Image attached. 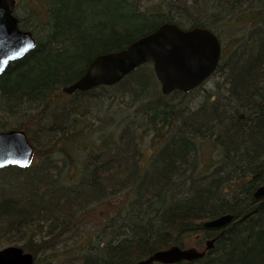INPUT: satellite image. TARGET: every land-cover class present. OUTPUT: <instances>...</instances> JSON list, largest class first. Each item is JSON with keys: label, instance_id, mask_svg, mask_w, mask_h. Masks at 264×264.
Listing matches in <instances>:
<instances>
[{"label": "trees", "instance_id": "trees-1", "mask_svg": "<svg viewBox=\"0 0 264 264\" xmlns=\"http://www.w3.org/2000/svg\"><path fill=\"white\" fill-rule=\"evenodd\" d=\"M130 1L136 8L132 15H116L120 4H111L100 30L80 36L69 7L63 11L62 0H46L51 23L45 39L2 74L0 130L25 129L40 159L26 168L0 169V242L22 245L34 254V264H132L172 244L187 246L186 236L203 233L202 239L216 237L215 249L174 264H264V197L254 195L264 185V0H253L252 13L245 15L248 28L224 53L209 77L215 78L214 90L197 105L186 99L205 81L192 91L165 94L152 62L117 84L77 90L102 99L124 84L137 97L148 89V75L154 78V88L138 99L135 111L146 120L144 127L90 135L92 122L83 112L84 120L66 112L77 94L62 104L53 97L78 79L93 57L119 50L164 22L188 27L182 15L189 26L216 32L182 9L142 11ZM27 3L33 8V0ZM128 4L121 0L120 6ZM22 27L29 29L23 22ZM149 131L161 145L141 164L137 146ZM91 152L101 158L97 169L89 163ZM75 164L81 168L74 170ZM108 203L115 208L108 222L90 226L89 214ZM226 213L234 215L228 225L204 226Z\"/></svg>", "mask_w": 264, "mask_h": 264}, {"label": "water", "instance_id": "water-1", "mask_svg": "<svg viewBox=\"0 0 264 264\" xmlns=\"http://www.w3.org/2000/svg\"><path fill=\"white\" fill-rule=\"evenodd\" d=\"M15 5L16 0H0V78L12 61L24 57L38 44L32 30L20 27V19L14 14ZM221 57V41L211 29L201 26L184 29L176 23L164 22L119 50L97 54L85 72L62 89L72 93L77 89L89 90L98 85H113L140 65L152 62L163 93L191 91L218 68ZM35 154L36 147L25 129L0 130V169L10 165L29 167ZM254 195L256 199H262L264 185ZM233 218L232 213L222 214L206 220L204 226L222 228ZM215 239L207 240L205 250L175 244L132 264H173L199 259L214 247ZM34 263V254L22 245L10 244L0 248V264Z\"/></svg>", "mask_w": 264, "mask_h": 264}, {"label": "rangeland", "instance_id": "rangeland-1", "mask_svg": "<svg viewBox=\"0 0 264 264\" xmlns=\"http://www.w3.org/2000/svg\"><path fill=\"white\" fill-rule=\"evenodd\" d=\"M27 1L28 0H17L16 13L24 18L25 25L29 29L33 30L35 35L38 37V40L41 41V39H43L47 34L45 26L51 23L50 13H48L47 11L49 3L46 2V0H33V8H31V4H28ZM232 1L234 0H180L173 2L172 4H170V1L167 0H136L135 2L137 4L138 10L156 13L161 11L163 13L170 12L171 14H177L181 12L182 9L184 12H188L186 15H191L193 18L208 21L216 29V32L219 34V36H221V40L224 45V53H226L229 52V50L233 47L236 36L244 33L248 28V23L246 22V20H248V17L245 15L246 13H252L250 11V8L254 7L251 5H254L255 2L252 0L251 4H249L250 2L248 0H240L242 1L241 5H236L234 7L233 5L230 6V2ZM116 2H119V4L121 5V0H62V5L63 11L65 8L64 5L66 7H69L67 8V12L69 11L68 14H70L72 22L75 23L73 28L78 30V34H82L80 36H84L87 33H92L93 35H95L98 30H100L103 23L105 22L104 20H106L107 18L109 19V16L111 15L109 6ZM127 3L129 4L126 6L123 5V7L117 4L115 10L116 15L123 14L124 17L125 14L127 17L132 15L130 10H133L135 7L130 0H127ZM114 12L113 14H115ZM254 13L255 12H253V14ZM179 17L180 16H178L177 18ZM75 19L79 21V27L77 25L78 23L75 22ZM158 19H160V17L156 16V21H158ZM180 20L185 24V26H189L190 22L186 21V19L183 18V15ZM147 79L149 81L147 82L148 89L144 92V94L153 89L155 86L154 78L150 74L148 75ZM214 82L215 78L207 79V81L204 82L203 86L200 89L193 91L188 96L186 101L189 102L192 106L197 105L202 101L206 92L214 90ZM95 91L101 92L100 89H96ZM109 91L110 93L112 92L111 89ZM117 91L116 95H113L114 93L107 94L108 97H102V99H100L104 100L105 102L103 103V106L106 105L108 110H114L112 111L113 113L116 112V119L113 120L109 118L112 117V113L110 115L109 112V117L105 119V123L102 127H99L98 124L92 123V128L89 129V131L92 132L90 135L99 136L100 133H104L106 131L109 132V130H105L108 129V127L109 129L112 127L110 129V132L115 129V134H117L119 128L121 131L132 130V127H127V124L128 122L130 123V121H124L121 116H125V114L130 115V113L131 115L135 116V113L137 112L136 110L140 105L138 99L142 96V93H140L137 98L136 92H134V90L132 89L127 88V86H125L124 84L120 87L119 91ZM53 98H56L55 100L62 104L64 102L71 101L73 97L72 95H67L61 92L56 94V96H54ZM172 99L173 101H175L174 97ZM97 101L98 100L94 99L93 103H96ZM119 108L122 109L120 111H115ZM133 116H129L130 119H132ZM160 145L161 144L157 138L156 132H146L143 141L141 142V144H139V146H137L139 149L138 154L139 156H141V164L147 163L153 157L154 153L156 152L157 148L160 147ZM39 159L40 157L36 156V159H34L33 163H38ZM157 159H159V156H157ZM79 167V165L75 164L73 169L76 170L79 169ZM81 175V172H77V177H81ZM40 177L41 175H39L35 179V182L39 183ZM19 183L21 182L19 181ZM18 188L19 187L16 184L13 185V189L18 190ZM114 209V204L108 203L98 207L96 210H93L91 214H89V218L91 220L90 226H93V223H95V225L97 226V224L102 221L107 223ZM202 238L203 233L193 234L191 236H186L184 238V241L187 245H194L199 249H202L204 247V240H202ZM5 245L6 242H0V248Z\"/></svg>", "mask_w": 264, "mask_h": 264}, {"label": "bare ground", "instance_id": "bare-ground-1", "mask_svg": "<svg viewBox=\"0 0 264 264\" xmlns=\"http://www.w3.org/2000/svg\"><path fill=\"white\" fill-rule=\"evenodd\" d=\"M16 15H17V17L25 24V20H24V18L21 16V15H18L17 13H16ZM46 36V35H45ZM45 36H44V39H45ZM221 37V36H220ZM133 72V71H132ZM132 72H130V73H132ZM63 88V87H62ZM61 88V91H62V93H64V94H67V95H72L73 93L74 94H77L79 91H77V90H80V91H85V90H81V89H77V90H75V91H73L72 93H66V92H64L63 91V89ZM144 93H142L141 95H143ZM76 96V98H75V100H74V103L76 104V105H74V106H69V107H67V109H66V112L69 114V115H71V117H73V119L75 120V117H74V115L76 116V117H79V118H81V115H80V112H83V114L85 115L84 116V118H87V119H90L91 121H92V123H94V124H98L99 125V127H102L103 125H104V123H105V119H107L109 116H108V114H109V112H110V115H111V113H112V117H109V118H111V119H113V120H115L116 118V112H112V111H114V110H108V108L106 107V105L105 106H103V103H105L103 100H100V99H95V100H98L96 103H93V98H91V97H87V96H85L84 94H82V93H79V94H77V95H75ZM55 108V107H54ZM122 108H119V109H116L115 111H117V110H121ZM76 112H78V114L76 113ZM121 118L124 120V121H126V120H129L130 121V123L128 122V124H127V127L128 128H131V127H135L134 129H138L139 127H144L145 125H146V120H144V118L142 119L140 116H133V118L132 119H130V117H129V115L128 114H125V116L124 115H122L121 116ZM82 119V118H81ZM67 120H71L70 118H68ZM78 120V119H77ZM82 120H84V119H82ZM70 122H72V121H70ZM112 128V127H111ZM110 128V129H111ZM110 129H109V127H108V129H105V130H109L110 131ZM106 133H108L107 131H106ZM93 155H92V157H90L89 158V163H92L95 167H96V169H97V167H99L100 166V163H101V158H100V156L98 155V154H96L95 152H91ZM57 167V165L55 166V168ZM60 170H61V168H59V173H60ZM62 175V174H61ZM129 214H131V211H130V209H129ZM231 223V222H230ZM206 228H208V227H206ZM211 229H216V228H211ZM218 229H220V228H218ZM213 238H216V237H208V238H204V239H202V240H204V247L202 248V249H200V250H205L206 249V243H207V240L208 239H213ZM215 241H216V239H215ZM216 242H214V247L212 248L213 250L215 249V244ZM172 245H175V244H172ZM172 245H170V246H172ZM169 247V246H168ZM211 251V249L210 250H208L207 252H210Z\"/></svg>", "mask_w": 264, "mask_h": 264}, {"label": "flooded vegetation", "instance_id": "flooded-vegetation-1", "mask_svg": "<svg viewBox=\"0 0 264 264\" xmlns=\"http://www.w3.org/2000/svg\"><path fill=\"white\" fill-rule=\"evenodd\" d=\"M171 1H174V0H171ZM17 7V6H16ZM20 24H21V26H22V22H21V20H20ZM188 27H192V26H188ZM219 36V35H218ZM220 38V37H219ZM37 39H38V37H37ZM220 40H221V38H220ZM221 42H222V40H221ZM224 45H223V42H222V57H223V55H224ZM88 66V65H87ZM90 90V89H89ZM85 91H87V90H85Z\"/></svg>", "mask_w": 264, "mask_h": 264}]
</instances>
